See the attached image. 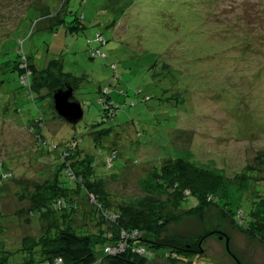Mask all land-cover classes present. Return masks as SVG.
I'll use <instances>...</instances> for the list:
<instances>
[{
    "label": "rangeland",
    "instance_id": "1",
    "mask_svg": "<svg viewBox=\"0 0 264 264\" xmlns=\"http://www.w3.org/2000/svg\"><path fill=\"white\" fill-rule=\"evenodd\" d=\"M22 64L31 90L19 79ZM63 84L83 109L76 125L52 109L51 92ZM101 92L118 107L116 115H104ZM41 118L40 138L30 129ZM68 148L93 158L97 172L113 177L106 179L111 196L134 208L150 194L165 201L146 190L153 187L148 171L165 158L223 177L230 210L248 189L249 198L257 195L254 187L264 181V0H0L6 264L39 259L33 241L52 219H37L27 198ZM110 149L118 156L106 169ZM249 169L257 170L258 185ZM55 176L62 187L75 186L65 171ZM79 208L72 227L93 232L85 197ZM259 236L207 205L200 215L176 216L154 237L162 247L146 264H264Z\"/></svg>",
    "mask_w": 264,
    "mask_h": 264
},
{
    "label": "trees",
    "instance_id": "2",
    "mask_svg": "<svg viewBox=\"0 0 264 264\" xmlns=\"http://www.w3.org/2000/svg\"><path fill=\"white\" fill-rule=\"evenodd\" d=\"M97 55L100 53L92 52L94 58ZM22 68L23 64L18 68L19 79L30 89V74L26 75ZM98 103L106 117L117 114L118 107L109 94H102ZM37 123L38 126H31L30 130L41 138L43 118ZM53 149L56 150V147ZM117 156V150H109L103 162L106 169L112 168ZM59 157L62 162L50 166L53 168L49 177L38 180L33 196L27 198L33 203L32 214L36 212L37 219L48 222L51 218L52 222L33 241L39 246V259L31 258L23 264H56L57 259H63L68 264H146L151 250L162 247L154 237L165 231L176 216L200 215L207 205L221 207L224 215L237 228L253 237L264 233V181L254 187L257 195L249 198L253 192L248 189L243 193L237 209L230 210L223 177L196 168L180 158H165L148 171V186L153 187L146 189L147 193L153 189V193L161 194L165 201L149 193V197L134 208L111 196L106 188V179L113 177L97 172L94 159L86 153L68 148ZM62 170L75 183L74 187L64 188L57 182L55 175ZM251 170L247 177L255 179V184L257 170ZM83 197L93 208L90 221L95 230L91 233L85 226L75 229L71 224V217L80 209L79 199ZM167 207L171 208L169 215H162ZM260 241L264 242V239L260 238ZM111 250L114 254L110 255L108 252ZM0 264H6L4 257L0 258Z\"/></svg>",
    "mask_w": 264,
    "mask_h": 264
},
{
    "label": "water",
    "instance_id": "3",
    "mask_svg": "<svg viewBox=\"0 0 264 264\" xmlns=\"http://www.w3.org/2000/svg\"><path fill=\"white\" fill-rule=\"evenodd\" d=\"M73 87L63 84L51 92L54 113L67 124L76 125L83 117L81 104L74 97Z\"/></svg>",
    "mask_w": 264,
    "mask_h": 264
},
{
    "label": "built area",
    "instance_id": "4",
    "mask_svg": "<svg viewBox=\"0 0 264 264\" xmlns=\"http://www.w3.org/2000/svg\"><path fill=\"white\" fill-rule=\"evenodd\" d=\"M115 252H116V251H115ZM108 253H109V254H114V251H113V252L109 251ZM61 262H62V259H57L55 263H56V264H61ZM45 264H46V263H45Z\"/></svg>",
    "mask_w": 264,
    "mask_h": 264
}]
</instances>
